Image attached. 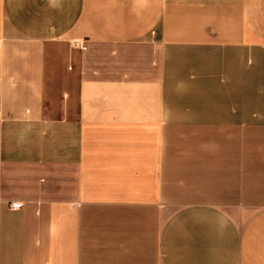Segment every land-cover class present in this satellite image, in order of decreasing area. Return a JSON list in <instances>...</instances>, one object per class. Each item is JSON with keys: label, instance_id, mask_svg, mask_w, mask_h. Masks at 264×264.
Returning a JSON list of instances; mask_svg holds the SVG:
<instances>
[{"label": "crops", "instance_id": "1", "mask_svg": "<svg viewBox=\"0 0 264 264\" xmlns=\"http://www.w3.org/2000/svg\"><path fill=\"white\" fill-rule=\"evenodd\" d=\"M0 264H264V0H0Z\"/></svg>", "mask_w": 264, "mask_h": 264}, {"label": "rangeland", "instance_id": "2", "mask_svg": "<svg viewBox=\"0 0 264 264\" xmlns=\"http://www.w3.org/2000/svg\"><path fill=\"white\" fill-rule=\"evenodd\" d=\"M58 54V57H62V54L65 53V50L59 49L56 51ZM54 65V70L52 74V81L50 83V87L48 90V109H47V114L51 116H57L58 112L60 110V107L62 105V99H61V94L63 91V86H70L73 90L75 89L76 86V79L75 77L71 78H66L63 75L64 69L66 65L64 62L57 60L56 62L53 63ZM66 81V82H64Z\"/></svg>", "mask_w": 264, "mask_h": 264}, {"label": "built area", "instance_id": "3", "mask_svg": "<svg viewBox=\"0 0 264 264\" xmlns=\"http://www.w3.org/2000/svg\"><path fill=\"white\" fill-rule=\"evenodd\" d=\"M23 206V203L21 201H14L10 204V207L12 209H20Z\"/></svg>", "mask_w": 264, "mask_h": 264}]
</instances>
